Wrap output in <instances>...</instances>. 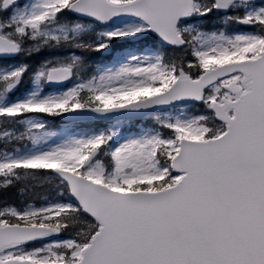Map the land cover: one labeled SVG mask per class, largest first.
<instances>
[{"label":"snow or ice","instance_id":"1","mask_svg":"<svg viewBox=\"0 0 264 264\" xmlns=\"http://www.w3.org/2000/svg\"><path fill=\"white\" fill-rule=\"evenodd\" d=\"M0 264H264V0H0Z\"/></svg>","mask_w":264,"mask_h":264}]
</instances>
